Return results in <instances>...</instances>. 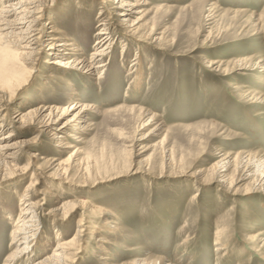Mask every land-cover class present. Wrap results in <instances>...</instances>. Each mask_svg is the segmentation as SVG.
Masks as SVG:
<instances>
[{
    "label": "rangeland",
    "instance_id": "374dc122",
    "mask_svg": "<svg viewBox=\"0 0 264 264\" xmlns=\"http://www.w3.org/2000/svg\"><path fill=\"white\" fill-rule=\"evenodd\" d=\"M141 1L132 36L108 15L104 69L65 74L39 52L6 102L11 117L40 104L61 109L80 101L96 108L84 112L91 126L83 141L68 137L89 177L83 186H56L57 194L61 203L86 200L114 218L103 221L107 228L98 237L105 242L85 233L81 248L66 252L68 263L264 264V0ZM102 10L112 12L106 0H56L41 28L48 17L56 19L89 59L107 16ZM15 132L11 140L39 135L31 127ZM53 144L46 135L34 144L44 159L36 163L43 182H49L45 161L56 156ZM224 158L229 163L222 166ZM26 163L22 156L14 166ZM11 175L0 171V264H34L88 222H80V209L55 220L47 215L53 205L33 196L39 241L26 260L7 262L17 195L30 181Z\"/></svg>",
    "mask_w": 264,
    "mask_h": 264
},
{
    "label": "bare ground",
    "instance_id": "6f19581e",
    "mask_svg": "<svg viewBox=\"0 0 264 264\" xmlns=\"http://www.w3.org/2000/svg\"><path fill=\"white\" fill-rule=\"evenodd\" d=\"M106 1L109 2L113 13L109 12L108 14L105 10L99 13L100 16L107 13V16L104 17L105 19L100 20L103 22L96 33L99 38H97L96 48L89 59L74 40L57 24L56 19L48 17L43 26L44 29L41 28L43 13L48 11L56 0L0 1V171L12 173L11 178L22 181L30 180L24 186L22 193L17 195L20 209L17 223L11 233L10 242V246H14V250L8 257L7 262L27 258L26 254L34 247L33 244L35 245L39 241L37 232L39 218L37 204L33 202V196H38L41 201L53 205L47 215L52 216L55 220L65 221L69 216L74 215L77 209H80L83 211V219L80 222H88L85 226L81 225L83 229H78L74 238L67 242H57L50 256L34 264H69L71 259L65 255L66 252L72 249H80L83 244L82 237H85L87 232L92 233L93 240L106 241L105 238H99L98 235L102 234L103 229L107 228L105 227L107 224L103 221L107 222V216L114 218L113 214L107 209L99 208L86 200H67L61 203L56 187L62 185L83 186L89 177L87 165H83L75 159L79 154V149L68 142V137L77 143L83 141V134L91 126L90 122L88 123V120H86L84 112L86 109H96L95 106L80 101H75L61 109L53 104H40L28 113L15 110L12 112L13 117L8 114L6 108V102H10L14 95L13 92L22 86L24 82L21 79L24 74L23 71L27 74L26 72L32 69L34 57L39 52L46 51L51 57L49 61H46L47 64L60 68L65 74L71 71L90 75L106 67V64L101 61L102 57L106 56L105 52L110 45V40L107 37L105 38L106 31L109 28L108 23H106L108 22V15L114 14L117 16L120 29L125 34L132 36L138 28L136 26L140 17L135 21L131 19L134 15L143 12L139 9L144 4L141 0ZM106 44H108L107 47ZM262 71H264V66ZM6 122H10L9 128L11 131L3 135L1 133L6 126ZM28 127L33 128L39 134L38 136L46 135L54 140L53 146L56 148V156L45 161L48 169L46 177L49 182L41 181L43 172L36 165L38 160H44L41 158L42 153L40 151H34V144L38 136L32 139L19 137L11 140L17 133L15 131L23 132ZM69 130L73 134H68ZM146 150L143 148L141 152ZM63 155L67 157L61 160L59 157ZM22 156L27 160L26 165L22 168L15 167L14 165L21 161ZM220 162L222 166L229 163L227 158L222 159ZM203 172L204 170H199L198 174ZM222 172H218V177L226 178L227 176L223 175ZM73 174L80 176L79 183L74 182ZM231 183L232 181L229 182V188ZM39 186H43V189H39ZM195 198L196 195L192 197V200ZM48 199L50 201H46ZM93 214L94 217L92 218L91 215ZM113 221L115 223V220ZM92 222H96V226H93ZM109 228L115 230V227ZM79 236L80 238H76ZM219 240L220 238L218 242H215V251L217 252L222 250V244L219 243ZM21 245L23 246L21 247ZM71 256L69 255V257Z\"/></svg>",
    "mask_w": 264,
    "mask_h": 264
}]
</instances>
